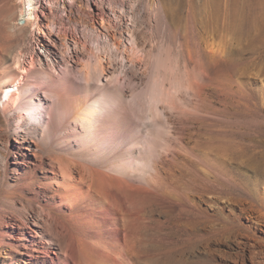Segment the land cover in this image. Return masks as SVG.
<instances>
[{
    "label": "bare ground",
    "instance_id": "1",
    "mask_svg": "<svg viewBox=\"0 0 264 264\" xmlns=\"http://www.w3.org/2000/svg\"><path fill=\"white\" fill-rule=\"evenodd\" d=\"M234 1L206 0L198 8L202 53L188 56V77L176 74L177 60L155 54V76L138 91L134 75L128 78L129 85L114 66L117 60L140 64L146 51L141 40L129 36L130 47L121 43L123 51L120 43L111 42L110 34L84 25L96 39L85 57L78 46L65 41L54 22L46 20L45 0H20L19 21H14L16 7L6 14L3 29L22 36L28 28L33 41L29 63L22 51L12 55L0 48L2 111L15 118L16 132L24 122L34 126L37 138L53 133L59 145L76 151L77 159L85 163L61 170L49 164L51 179L68 174L76 188L70 186V196L64 192L59 199L52 194V207L48 201L37 204L40 214L31 223L40 219L43 241L57 245L40 264H136L140 258L186 264L185 255L173 250L174 237L183 243L205 238L211 245L216 239L208 234L217 239L233 235L231 217L222 215L218 200L226 197L230 205L242 201L233 196V159L243 157L244 147L233 145V138L220 130L205 127L214 121L211 113L186 111L184 105L187 95L194 111H199L198 102L211 103L214 94L222 101L233 96L229 81L233 76L219 66L233 58L224 49L223 38L215 42V37L231 29ZM195 16L197 10L189 2L186 17ZM244 29L241 24L235 28L239 41L256 50L261 43ZM58 47L68 53L66 68L60 70L61 61L54 58ZM82 48L87 51L85 44ZM78 77L84 94L75 98ZM250 159L263 162L257 152ZM196 197L206 200L203 203L212 212ZM161 201L172 207L165 206L168 226L151 214L152 206ZM14 219L0 217V224H7L0 227V242L11 233ZM24 262L33 264L32 258Z\"/></svg>",
    "mask_w": 264,
    "mask_h": 264
},
{
    "label": "rangeland",
    "instance_id": "2",
    "mask_svg": "<svg viewBox=\"0 0 264 264\" xmlns=\"http://www.w3.org/2000/svg\"><path fill=\"white\" fill-rule=\"evenodd\" d=\"M204 1L206 0H45L46 20L54 22L62 36L67 38L65 41L71 46H78L84 56L93 51L91 45L96 40L91 31L85 28L86 25L97 26L110 34L111 42L120 43L119 47L123 51L125 47L122 44L130 47L129 36L141 40L146 51L140 64L134 67L126 61L117 60L114 66L117 72L125 74V81L129 85L128 78L134 75L138 91L147 86L155 76L153 60L158 54H168L177 60V75L188 77L191 74L187 70L190 68L188 56L202 53L198 8ZM189 2L197 10L195 20L186 17ZM232 6L233 25L229 31H223L225 36L215 37V42H220L223 38V47L233 58V61L230 59L232 62L227 58L219 64L233 76V80H229L233 81V96L222 101L220 98L216 100L218 96L214 94L209 98L211 103L198 102L199 111H194L188 101L191 97L187 95L189 99L185 101L184 109L202 114L205 111L209 115L211 113L210 117L213 116L214 121H208L211 124L205 127L220 130L225 137L233 138V145L239 143L240 147H244L243 157L233 159L236 183V186L233 184V196L242 201H233L230 205L226 197L218 200L222 215L231 217L229 220L232 221L233 235L230 237L219 235L217 239L216 235L208 234L211 240L216 239V243L211 245L206 244L205 238L184 243L180 237L170 240L176 244L173 247L175 253L185 255L186 264H264V0H235ZM13 7H16L14 21H17L20 17V0H0V48L10 51L12 55L22 51L29 63L33 39L28 28L24 35L15 36L2 27ZM101 20L104 22L103 26H100ZM239 24L244 25V31L251 34L256 43H261L256 50L247 48L246 41H239V31L235 30ZM82 44H85L87 51L82 48ZM67 55L62 47L56 49L54 58L61 61L57 67L59 70L66 68ZM78 65L75 64V67ZM77 79L78 89L76 87L73 95L80 98L84 94V88L79 87L82 81L79 77ZM0 97L4 100L3 94ZM213 108L216 110L213 111ZM15 126V118H9L2 111L0 101V217H16L12 220L14 228L9 229L11 233L0 242V264H27L24 261L30 258L33 264H40L53 255L49 250L56 251L57 245L54 241H43L40 219L36 225L31 223L33 217L40 214L39 209H36L37 204L48 201L51 202L49 207H52V194L59 199L64 192L68 193L67 190L76 188L72 186L74 179L68 174L64 178L51 179L49 164L53 163L61 170L76 165L79 168L85 163L77 159L76 151L64 148V144L59 145L58 138L53 133L50 137L37 138L32 124L23 122V127L17 132ZM254 152L261 154L263 162L250 159ZM75 174L76 171L73 175ZM60 183H63L62 188ZM70 186L73 188L70 189ZM57 187H60L59 191H56ZM210 195L212 194L207 196ZM195 199L202 208L212 212L209 205L203 203L206 200ZM163 202L161 201L162 205L165 204L162 208L164 211L159 202L160 206L159 203L152 206L151 214L168 226L166 208L170 210L172 207ZM166 205L168 206L165 207ZM1 226L7 228V224H0ZM84 261L87 263V260ZM166 263L175 264L168 261L148 263L143 258L136 264Z\"/></svg>",
    "mask_w": 264,
    "mask_h": 264
}]
</instances>
